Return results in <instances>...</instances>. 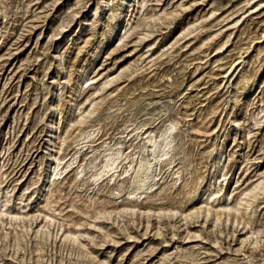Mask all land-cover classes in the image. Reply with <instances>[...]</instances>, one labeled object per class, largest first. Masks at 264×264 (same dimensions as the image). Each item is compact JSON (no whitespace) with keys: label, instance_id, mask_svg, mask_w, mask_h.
<instances>
[{"label":"rangeland","instance_id":"obj_1","mask_svg":"<svg viewBox=\"0 0 264 264\" xmlns=\"http://www.w3.org/2000/svg\"><path fill=\"white\" fill-rule=\"evenodd\" d=\"M0 264H264V0H0Z\"/></svg>","mask_w":264,"mask_h":264},{"label":"bare ground","instance_id":"obj_2","mask_svg":"<svg viewBox=\"0 0 264 264\" xmlns=\"http://www.w3.org/2000/svg\"><path fill=\"white\" fill-rule=\"evenodd\" d=\"M121 19H122V16L119 15L118 20H117L118 23H121ZM169 135L170 134H169L168 130L163 131L160 134L159 139H157V141L152 143L151 152H150V155L153 159L152 162L150 160H148L147 158L142 157V159L139 163V166L134 173L133 181L131 184V188L133 190L136 191V190L144 189L150 183V181L153 177V174H154V167L156 166L155 163L160 161L162 159V157L165 156L167 153L166 150L170 144ZM117 158H118V154L116 153V155L114 157H111L109 160L106 161L107 162L106 166L107 167L111 166Z\"/></svg>","mask_w":264,"mask_h":264}]
</instances>
